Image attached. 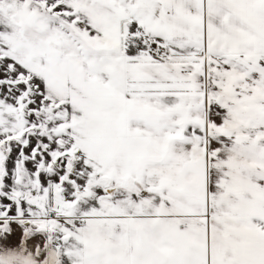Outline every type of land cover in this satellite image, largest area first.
<instances>
[{
	"label": "snow or ice",
	"instance_id": "snow-or-ice-1",
	"mask_svg": "<svg viewBox=\"0 0 264 264\" xmlns=\"http://www.w3.org/2000/svg\"><path fill=\"white\" fill-rule=\"evenodd\" d=\"M0 264H264V0H0Z\"/></svg>",
	"mask_w": 264,
	"mask_h": 264
}]
</instances>
